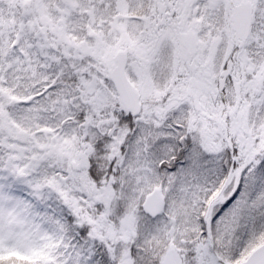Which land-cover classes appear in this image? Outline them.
Returning a JSON list of instances; mask_svg holds the SVG:
<instances>
[{
    "label": "snow or ice",
    "instance_id": "snow-or-ice-1",
    "mask_svg": "<svg viewBox=\"0 0 264 264\" xmlns=\"http://www.w3.org/2000/svg\"><path fill=\"white\" fill-rule=\"evenodd\" d=\"M0 264H264V0H0Z\"/></svg>",
    "mask_w": 264,
    "mask_h": 264
}]
</instances>
